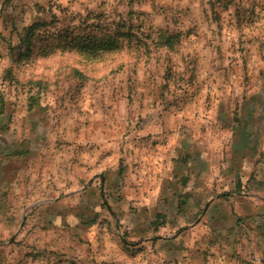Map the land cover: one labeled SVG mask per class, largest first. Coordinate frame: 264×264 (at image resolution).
Segmentation results:
<instances>
[{
    "label": "rangeland",
    "instance_id": "1",
    "mask_svg": "<svg viewBox=\"0 0 264 264\" xmlns=\"http://www.w3.org/2000/svg\"><path fill=\"white\" fill-rule=\"evenodd\" d=\"M260 88L264 0H0V99L50 175L0 210V264H183L126 233L120 196L80 181L54 199L92 154L134 167L195 122L264 112Z\"/></svg>",
    "mask_w": 264,
    "mask_h": 264
},
{
    "label": "crops",
    "instance_id": "2",
    "mask_svg": "<svg viewBox=\"0 0 264 264\" xmlns=\"http://www.w3.org/2000/svg\"><path fill=\"white\" fill-rule=\"evenodd\" d=\"M0 118H6L0 120V210H13L35 185L45 190L50 175L46 147L15 130L20 127L7 108ZM212 119L182 129L134 167L92 154L80 173L76 162L66 190L70 197L54 201L77 200L85 181L88 192L97 186L103 197L120 196L129 208L126 233L157 252L166 245L168 258L180 257L183 264H264V112L253 100ZM26 124L30 130L37 122ZM18 140L25 143L19 149ZM59 178L55 174L56 187L63 185Z\"/></svg>",
    "mask_w": 264,
    "mask_h": 264
},
{
    "label": "trees",
    "instance_id": "3",
    "mask_svg": "<svg viewBox=\"0 0 264 264\" xmlns=\"http://www.w3.org/2000/svg\"><path fill=\"white\" fill-rule=\"evenodd\" d=\"M167 40H168V38H167ZM114 44H115V40L108 38V40H106L105 43L101 44V47L103 49H106V48L111 49L112 46H114ZM6 108H7V106L5 105L4 100L0 99V112L3 113L6 110Z\"/></svg>",
    "mask_w": 264,
    "mask_h": 264
}]
</instances>
